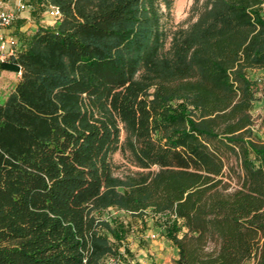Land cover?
Returning a JSON list of instances; mask_svg holds the SVG:
<instances>
[{
  "label": "trees",
  "instance_id": "16d2710c",
  "mask_svg": "<svg viewBox=\"0 0 264 264\" xmlns=\"http://www.w3.org/2000/svg\"><path fill=\"white\" fill-rule=\"evenodd\" d=\"M45 1L57 24L1 63L20 77L0 101V264H102L99 229L124 234L108 206L165 216L175 264H264V0L174 32L170 0ZM118 150L139 167L123 179Z\"/></svg>",
  "mask_w": 264,
  "mask_h": 264
},
{
  "label": "rangeland",
  "instance_id": "374dc122",
  "mask_svg": "<svg viewBox=\"0 0 264 264\" xmlns=\"http://www.w3.org/2000/svg\"><path fill=\"white\" fill-rule=\"evenodd\" d=\"M29 4L30 12L28 23L35 26H55L57 21L51 19L45 11V4H52L41 0H25ZM214 0H170V5L162 3V11L167 13V28L171 31L186 30L200 20H205L213 7ZM53 5V4H52ZM262 13V12H261ZM18 14V13H17ZM29 32V29L27 30ZM19 39V34L15 31ZM31 34V33H30ZM28 39V37H27ZM170 39V38H169ZM18 46V44H17ZM19 50V49H18ZM248 76L253 80L256 88V99L251 108L253 117V133L264 141V97L260 91L262 74L257 69L248 70ZM2 77V75H1ZM0 89V101H3L15 84V76L9 77ZM124 132L121 133V141ZM113 172L115 176L123 179L124 175L139 170L128 152L118 150L112 155ZM94 214L110 226H121L124 234L117 241L106 229H99V233L107 236L109 244L116 249V253L107 255L102 264H174L177 256L176 247L173 242L165 236V216L154 214L146 210L142 216H136L117 207L108 206ZM181 234V233H180ZM151 235H155L152 237ZM244 264H253L252 260Z\"/></svg>",
  "mask_w": 264,
  "mask_h": 264
},
{
  "label": "built area",
  "instance_id": "2783aa9c",
  "mask_svg": "<svg viewBox=\"0 0 264 264\" xmlns=\"http://www.w3.org/2000/svg\"><path fill=\"white\" fill-rule=\"evenodd\" d=\"M14 7L12 9H6L3 2L0 0V70L1 63L10 55L18 51L17 37L7 30L15 20L17 13L25 11L29 8V4L25 0H12ZM45 11L48 16L53 20H59L61 18L60 9L52 4H45ZM262 15L264 16V1L260 4ZM20 74V73H18ZM154 237L155 235H151Z\"/></svg>",
  "mask_w": 264,
  "mask_h": 264
},
{
  "label": "crops",
  "instance_id": "0c3cea01",
  "mask_svg": "<svg viewBox=\"0 0 264 264\" xmlns=\"http://www.w3.org/2000/svg\"><path fill=\"white\" fill-rule=\"evenodd\" d=\"M3 2V5L6 9H12L14 7L13 1L12 0H1ZM30 7V6H29ZM31 8H28L25 11L19 12L15 18V20L13 21L12 25L10 26V28L7 30V32H11L12 34L18 33L19 34V39L18 40V46L17 48L19 50L24 49L25 45H26V40L27 37L30 35V33H32L37 26L33 27L32 24L28 23V15L30 12ZM29 29V32L27 31ZM15 35V34H14ZM257 71H260V73L263 76V71L257 69ZM2 75V77H1ZM15 76V84L18 81L20 74L15 73V72H11V71H4V70H0V89L1 87H4V83L6 81L7 78ZM14 84V85H15ZM182 231H185V228H182ZM177 251V248H176ZM177 256L175 257L176 260ZM175 264V263H174Z\"/></svg>",
  "mask_w": 264,
  "mask_h": 264
}]
</instances>
